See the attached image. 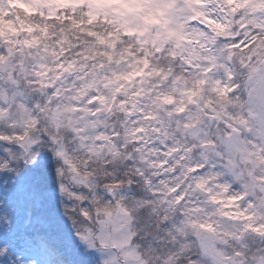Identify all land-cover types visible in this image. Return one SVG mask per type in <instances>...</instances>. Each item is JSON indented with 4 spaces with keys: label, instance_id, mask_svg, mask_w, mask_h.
I'll return each mask as SVG.
<instances>
[{
    "label": "clouds",
    "instance_id": "obj_1",
    "mask_svg": "<svg viewBox=\"0 0 264 264\" xmlns=\"http://www.w3.org/2000/svg\"><path fill=\"white\" fill-rule=\"evenodd\" d=\"M0 264H264V0H0Z\"/></svg>",
    "mask_w": 264,
    "mask_h": 264
}]
</instances>
